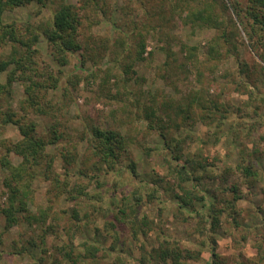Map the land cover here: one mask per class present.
<instances>
[{"label": "rangeland", "instance_id": "rangeland-1", "mask_svg": "<svg viewBox=\"0 0 264 264\" xmlns=\"http://www.w3.org/2000/svg\"><path fill=\"white\" fill-rule=\"evenodd\" d=\"M78 1L47 0L43 8L31 3L5 11L3 20L30 22L39 27L50 22L61 3L76 4ZM178 1L106 0L97 14L99 23L91 28L82 26L79 36L83 49L69 53L68 62L63 66L56 62L47 41L39 35L36 43L40 52L39 67L58 76V87L47 92L50 102L47 114L32 112L27 117L34 122L40 135L48 133L55 116L60 119L59 127L66 131L67 137L48 146L47 152L54 158L53 172L61 174L62 180L66 177L63 166L67 150L74 157L67 166L69 177L72 181L77 177V168L82 165L88 147L91 125L119 129L127 141L126 157L132 158L142 173L140 180L130 179L124 170H117L106 178V185L101 189L90 184L88 191L99 192L106 208L98 212L90 228L74 238L76 251L82 249L80 244L84 241H91L99 249L101 263L98 264H111L118 253L123 254L124 264H151L148 252L157 247L160 240L167 239L196 255L186 264H264V228L255 223L260 219L254 216L258 215L259 207L264 214V62L252 50L243 31L231 25L233 44L218 60L208 62L209 42L216 32L191 27L184 12L189 8L199 10L204 0H189L185 6ZM213 8L217 11L220 6ZM161 11L164 14L158 18ZM228 12L232 16L231 9L228 8ZM131 24L147 34V46L141 59H136L135 48L129 45L130 38L135 35L126 36L132 31ZM185 46L196 47L199 67L189 61ZM163 47H170V50L164 51ZM10 50V44L0 46V57L9 55ZM167 52L175 54L174 61L167 60ZM83 55L86 58L82 65ZM240 63L247 65L244 71ZM127 65L131 70L126 75L123 71ZM5 80L6 72H0V83ZM199 90L208 100L222 103L228 111L227 116L219 125L198 119L181 124L178 129L172 127L176 121L172 112L187 100L185 97ZM23 96V83L16 79L12 82L11 97L0 99V111H17ZM151 107L159 108L165 119L164 127H170L176 137L185 139V156L203 157L213 165L209 175H213L216 183L224 170L230 171L231 180L235 178L236 164L246 153L255 158L263 176L252 186H242L243 194L237 206L243 226L237 227L229 216H223L220 227L211 232L208 217L205 216L207 221L203 222L194 211L178 206L177 199L160 188L158 197L152 201L145 199L139 209V216L145 214L152 219L151 228H144L146 235L141 232L134 238L123 231L112 245L116 235L105 230L103 225L107 215L117 211L120 199L136 186L144 195L154 186L155 180L165 186L173 182L166 167L174 162L172 156L157 132L149 130L142 117V108ZM169 117L174 120L169 121ZM19 138L15 125L0 123V141L14 142ZM1 151L0 147V154ZM10 162L17 166L20 159L11 155ZM6 177L10 179V169L0 166V205L9 199L3 185ZM50 181L45 176L44 165L37 166L34 176L22 181L28 193L26 209L17 213V223L6 230L0 215V264H68L60 253L67 241L63 226L73 222L70 216L77 205L64 195L55 197L57 190ZM209 181L212 180L207 178ZM210 203L211 197L206 193L205 200L197 202L195 209L207 215ZM41 212H45L44 221L39 216ZM28 215H31L30 220ZM46 225L54 229L41 240ZM212 249L217 258L212 256ZM144 252L146 260L142 259Z\"/></svg>", "mask_w": 264, "mask_h": 264}, {"label": "trees", "instance_id": "trees-1", "mask_svg": "<svg viewBox=\"0 0 264 264\" xmlns=\"http://www.w3.org/2000/svg\"><path fill=\"white\" fill-rule=\"evenodd\" d=\"M46 1L0 0V46L10 44L11 48L9 55L0 57V72H6V80L4 83H0V99L11 97L12 82L16 79L22 81L24 92L17 111H0V123L15 125L20 134V138L14 142L0 141L2 148L0 166H5L11 172L10 179L9 177L3 179L9 199L7 203L0 205V215L4 218V229L6 230L17 223V213L26 209L25 198L28 193L26 185L24 186L22 181L25 178H32L35 168L43 164L46 178L51 179V186L57 190L54 196L58 198L64 195L67 200L73 201L77 205L70 216L73 222L63 226L67 241L62 245L60 253L68 264H98L101 263L98 256L99 249L93 242L84 241L80 244L82 249L78 251L75 250L74 245V238L77 234L90 228L98 212L106 208L100 193H91L88 188L90 184H94L97 189H101L106 185V178L117 170H124L123 172L127 173L130 179L140 180L142 173L138 170L136 162L132 158L126 157L127 141L119 129L114 126L93 125L90 127L91 135L87 139L88 147L84 152L82 165L77 168V177L72 181L68 174L67 166H70L74 161L70 150L66 151L67 157L64 156L66 165L63 167L66 177L62 180L59 178L61 174L53 172L54 158L47 152V147L66 138L67 133L60 129V119L57 116H55V121L48 133L41 135L37 134L34 122H31L27 117V114L32 112L37 115L47 114L50 110L47 92L49 89L58 87V76L39 67L40 52L36 43L39 35H42L56 62L61 66L67 64L69 53L83 49L79 36L82 26L91 28L99 23L97 14L103 8V3L106 0H80L76 4L63 2L53 12L50 22L39 27L30 22L3 20L5 11L31 3H36L39 8H43L46 6ZM178 2L185 6L189 0ZM200 4L202 5L199 10L189 8L184 12L187 13V23L191 27L214 29L216 32L209 42L208 62L218 60L222 52L224 53L229 49V45L233 44V34L229 25L243 31L252 50L264 62V0H228V3L224 0H204ZM214 5L216 7L219 5L220 9L216 11L213 8ZM228 8L231 9L232 16L228 12ZM162 14H164L162 11L158 13V18ZM132 27V31L126 36L135 35L130 38L129 45H133L135 48L136 59H141L147 46V34L136 25H132ZM85 44L86 47H89V44ZM184 49L192 65L199 67L196 47L185 46ZM163 50L169 51L170 47H163ZM174 55L172 52L170 55L167 52V56H169L167 60L174 61ZM84 58L86 57H83L82 65L85 62ZM9 66L12 67L8 70ZM240 66L242 71L247 67L245 63H240ZM130 70L131 66L127 65L123 72L127 75ZM116 87L120 89L117 84ZM185 99L187 100L183 101L184 103L178 106L174 113L172 112L176 117L172 127L176 129L181 124L193 123L198 119L206 122L214 121L219 125L221 119L227 116L228 111L222 103L208 100L200 90L192 92ZM142 110V117L147 121L148 129L157 132L163 140L167 152L172 156L171 160L174 162H169L166 167L173 182L167 183L165 186L155 180L154 186L150 187V190L144 195L140 193V187L136 186L129 194L120 199L117 211L107 215L103 225L105 230H111L116 235L112 245L117 242L123 231L129 232L130 236L134 238H137L141 232L146 235L144 228H151L152 219L145 214L139 216V209L145 199L152 201L157 198L160 188L177 199L178 206L188 207L194 211L203 222L207 221L208 217L211 232H216L220 227L223 216H229L235 226H241L240 209L237 205L243 194L242 186L244 184L247 187L252 186L263 176L255 158L253 159L252 155L246 153L236 164L235 178L231 180L230 171L224 170V173L220 175V180L216 183L213 180V175H209L213 165L203 157L185 156L183 148L185 139L176 137L174 133L170 132V127L166 128L162 125L165 119L161 116L158 107H151L147 110L142 108ZM173 120L169 117V121ZM11 155H16L20 159L17 166L11 164ZM123 163L124 165H122ZM207 178L212 181L208 183ZM202 183L204 186L201 185ZM206 193L211 197L207 215L200 214L195 209L197 202L202 203L205 200ZM259 208L258 215L254 216H257V220L259 217L260 220L255 223L261 224V227L264 228V214L261 207ZM44 213L39 214L43 221L46 219ZM29 217L31 218V215H28L27 218ZM33 217L37 220L36 216ZM52 228L54 229V226L48 225L43 228L41 240ZM212 241L215 242L214 239ZM112 249H114L113 246ZM142 250L145 251L144 244H142ZM211 254L214 258L218 257L213 249ZM143 255L142 259L146 260V253L144 252ZM122 256L123 254L118 253L112 259L111 264H124ZM148 256L147 259L152 262L151 264H186L188 259L196 258L190 249L181 248L177 243L167 239L160 240L157 247H152Z\"/></svg>", "mask_w": 264, "mask_h": 264}]
</instances>
